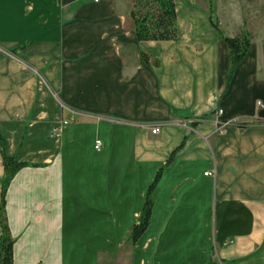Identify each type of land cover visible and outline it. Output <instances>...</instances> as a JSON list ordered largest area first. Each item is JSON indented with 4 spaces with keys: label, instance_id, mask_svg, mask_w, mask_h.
Listing matches in <instances>:
<instances>
[{
    "label": "crops",
    "instance_id": "crops-1",
    "mask_svg": "<svg viewBox=\"0 0 264 264\" xmlns=\"http://www.w3.org/2000/svg\"><path fill=\"white\" fill-rule=\"evenodd\" d=\"M174 2L176 40L139 42L129 0H0L15 264H264V27L227 81L216 0Z\"/></svg>",
    "mask_w": 264,
    "mask_h": 264
},
{
    "label": "trees",
    "instance_id": "trees-1",
    "mask_svg": "<svg viewBox=\"0 0 264 264\" xmlns=\"http://www.w3.org/2000/svg\"><path fill=\"white\" fill-rule=\"evenodd\" d=\"M131 2L130 19L134 26L135 38L139 42H168L175 41L176 9L174 0H129ZM252 1V0H247ZM217 36L225 43L229 54V71L226 80L229 81L235 67L245 58L251 44L250 34L241 31L232 38L224 37L217 29ZM143 61L148 63V58L142 55ZM0 155L2 160L4 177L0 191V264H15L12 250L14 241L11 238L4 215L5 194L7 186L14 174L24 165L15 157L5 154V142L0 137ZM172 155L166 164L170 162ZM159 170L153 182L147 188L142 206L139 222L131 228L128 241L132 244L137 242L144 234L150 223L152 200L151 194L161 177Z\"/></svg>",
    "mask_w": 264,
    "mask_h": 264
},
{
    "label": "rangeland",
    "instance_id": "rangeland-1",
    "mask_svg": "<svg viewBox=\"0 0 264 264\" xmlns=\"http://www.w3.org/2000/svg\"><path fill=\"white\" fill-rule=\"evenodd\" d=\"M201 2L207 11L211 10V0H201ZM216 4L218 28L226 38L236 35L235 25L239 19H243L245 30L251 33H253L252 31L257 33V24L264 27V0H216Z\"/></svg>",
    "mask_w": 264,
    "mask_h": 264
},
{
    "label": "built area",
    "instance_id": "built-area-1",
    "mask_svg": "<svg viewBox=\"0 0 264 264\" xmlns=\"http://www.w3.org/2000/svg\"><path fill=\"white\" fill-rule=\"evenodd\" d=\"M94 3H96L98 0H92ZM259 104V103H258ZM219 114H220V111L218 112ZM63 123H66L67 121H62ZM158 132V129L157 128H155V129H152L151 130V133L152 134H155V133H157ZM101 141H99V140H96L95 141V143H94V149L97 151L100 147H101ZM206 176H212V173L211 172H207L206 174H205Z\"/></svg>",
    "mask_w": 264,
    "mask_h": 264
}]
</instances>
